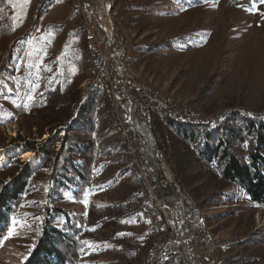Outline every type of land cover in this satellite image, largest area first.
<instances>
[{
    "label": "trees",
    "instance_id": "obj_1",
    "mask_svg": "<svg viewBox=\"0 0 264 264\" xmlns=\"http://www.w3.org/2000/svg\"><path fill=\"white\" fill-rule=\"evenodd\" d=\"M209 1L112 0L111 46L124 47L129 34L134 35L128 39L127 61L151 73L164 52L197 48L205 34L195 30L150 43L137 40L138 36L160 17L194 11ZM253 1L230 0L227 9H249ZM54 2L40 5L33 15L26 9L17 21L11 0H0V144L7 139L1 131L3 124L24 117L31 122L28 129L34 126L39 134L46 131L59 141L55 148L20 137L11 139L23 141L25 151L44 156L35 169L23 165L17 156L9 157L0 168V238L6 237L28 193H34L37 204L38 236L19 264H81L90 244L113 251L116 264H141L150 244L148 235L140 247H131L124 235H118L117 227L142 205H153L150 185L162 177L160 160L199 208L241 198L264 206V106L229 105L215 111L214 105L195 97L190 103H201L206 113L215 114L209 123L188 124L164 111L155 99L145 111L134 89H128L129 105L114 100L108 83L91 92L83 104L79 85L91 75V59L82 28L69 31L57 46L53 34L68 19L50 30L37 25L42 9ZM117 5L120 16L114 13ZM39 59L43 60L39 72L27 67ZM117 77L113 68L114 83ZM127 112L134 119L135 154L130 134H124ZM69 199L81 202L83 210L66 204ZM261 238L249 236L237 245V255L219 264H253L262 258L256 252L264 244ZM156 264H182V260L175 254Z\"/></svg>",
    "mask_w": 264,
    "mask_h": 264
},
{
    "label": "rangeland",
    "instance_id": "obj_2",
    "mask_svg": "<svg viewBox=\"0 0 264 264\" xmlns=\"http://www.w3.org/2000/svg\"><path fill=\"white\" fill-rule=\"evenodd\" d=\"M229 1L212 0L194 11L180 12L169 18H157L158 21H154L155 25L147 32L140 34L137 40L142 39L150 43L195 30L203 32L205 37L204 43L197 48L164 52L162 59L152 68L151 73H143L141 68H136L131 61L130 63L127 61L131 52L128 39L134 36L129 34L125 41V48L123 46L120 48L124 53L122 56L124 62L138 78L137 81L158 89L163 95L179 103L181 107L188 106L205 115L212 116L215 112L206 113L201 108V103L214 105L215 111L229 105L248 109L264 106V0H254L251 8H236L234 11L227 9ZM11 2L13 17L17 21L24 17L26 9H31V15H33L34 9L37 10L40 6L37 0H11ZM73 3L74 0H55L53 5L42 9L38 17L37 25L40 30L45 28L50 30L68 19L65 24L67 28L62 26L53 34L57 46L63 43L69 31L75 32L80 27L77 26L79 15L73 8ZM114 13L120 16L118 5ZM72 23L77 24L69 28ZM85 42L91 59L86 39ZM89 78L83 80L79 88ZM195 97H199L201 103L196 101L190 103ZM30 123V120L24 117L18 122L3 124L1 131L7 139L0 144V149L4 153V164L0 168L6 165L9 157L17 156L23 165L35 169L39 163L32 168L30 158L21 157L23 152H31L39 162L44 156L33 151H25L21 147L23 141L11 142V139L20 137L36 144L44 143L48 147L50 145L58 147L59 141L48 132L39 134L34 126L28 129ZM59 135L61 136V133ZM162 162L174 177L169 166ZM34 196L31 192L27 194L19 212L14 217L6 235L9 238L4 239L0 246V264H19L31 252L38 236L36 230L38 218H35L34 214L37 204ZM228 203L230 205L236 203V205L224 209L213 207L223 203L200 207L206 211L205 223L208 224L214 240L213 253L219 258L220 263L227 256L237 255L239 253L237 245L249 236H254L255 239L262 236L261 239L264 241V206L251 204L242 198ZM66 204L83 210L82 203L73 199H69ZM149 225L137 213L133 217L121 219L117 230L124 234V239L129 246L140 247L147 235L150 244L155 238L153 233H147ZM12 229L15 231L10 235ZM112 252L105 248H98L96 244L95 246L90 244L89 250L82 257L81 264H116ZM256 252L262 258L253 264H264V244ZM185 264H189V261Z\"/></svg>",
    "mask_w": 264,
    "mask_h": 264
},
{
    "label": "built area",
    "instance_id": "obj_3",
    "mask_svg": "<svg viewBox=\"0 0 264 264\" xmlns=\"http://www.w3.org/2000/svg\"><path fill=\"white\" fill-rule=\"evenodd\" d=\"M44 1V0H40ZM77 8H85V22H78L77 26H85L88 28L92 36V44L94 49L95 61L97 63L96 80L106 81L109 85L113 99L120 103H131V96L128 89H134L135 93L147 111V105L151 99L165 101L168 110L175 113V116L181 119L199 120L202 123H209L212 119L195 118L190 116L186 108L174 109L163 96L154 95V90L144 86L142 82L137 81L126 74L125 69L121 65V57L117 45L111 46L113 34L108 28V18L106 11V0H78ZM77 28V27H76ZM115 69L118 73L116 83L112 81L111 70ZM91 90V84L86 89V93ZM124 127L130 134V143L134 147V154L137 152L135 148L136 137L134 136V119L130 112H127L124 121ZM159 166L162 177L153 181L154 189L159 194L160 200L165 208H169L170 220L174 224L172 234H165L160 227L156 225L155 217L144 207V211L150 217V225L147 233L159 232L162 234V241L157 244L156 250L149 256L145 264H156V262L164 258V253L172 249L182 251V259L189 264H214L219 258L213 253L211 244H207V236L202 235L199 225L196 222V216L188 205V202L179 197V192L170 183L167 173L162 167L161 160ZM192 220V228H184V221Z\"/></svg>",
    "mask_w": 264,
    "mask_h": 264
},
{
    "label": "bare ground",
    "instance_id": "obj_4",
    "mask_svg": "<svg viewBox=\"0 0 264 264\" xmlns=\"http://www.w3.org/2000/svg\"><path fill=\"white\" fill-rule=\"evenodd\" d=\"M50 1H53V0H44V1L37 0L39 5L48 3ZM73 4H74V8L76 9V7L78 5V0H74ZM111 7H112V0H106L108 28H109L110 32L113 34L114 22H113L112 15H111ZM77 11L79 13V22H85V8H77ZM80 27L82 28L84 38L86 39V41L88 43V47H89V50L91 53V60H92V62H91L92 74L88 80H86L85 82L82 83L81 88H80V90H81V103H83L87 100V98L89 97L91 92H93L96 89L106 85L107 82L106 81H95L94 83H91L92 81L96 80V75H97V63L95 61V56H94L92 36H91V33H90L88 28H85V26H80ZM117 50H119V56L122 59V56L124 55V53L118 45H117ZM121 65L123 66V69H125L126 74H130L132 78L138 79L132 73L131 68L128 67L124 62H122ZM89 84H91V90H89L86 93V89L88 88ZM143 84L145 87H147L151 90H154V95L163 96L166 99V101L169 102L174 109L186 108L188 113H190V116L195 117V118H205V119H212L213 118V116H211V115H207V114L205 115V113L203 114L199 111H195L194 109H191L188 106L181 107L179 105V103H176L175 100H173L171 97L163 95L158 89L152 87L151 85H148L145 83H143ZM107 86L109 87V85H107ZM109 90H110V88H109ZM110 92H111V90H110ZM111 95L113 96L112 93H111ZM152 100L153 99H151L150 104L147 105V111L150 108ZM155 100H157L160 103V105L164 111H166L168 114H172L175 116V113L168 110V107L165 105V101L158 100V99H155ZM175 117H177V116H175ZM177 118H179V120L186 122L188 124L202 123V121H199V120L181 119L180 117H177ZM78 123L80 125H82L83 121L78 120ZM6 124H8V123H6ZM12 134H14V132ZM124 134H125V136L128 135V131L126 129H124ZM61 135H63V134L61 133ZM131 150H133V149L131 148ZM3 156H4V153L0 149V166H2L4 164ZM21 157L23 159L30 158V166L32 168L35 167L39 163L38 158L35 156H32L31 152H23ZM161 164H162V167L164 168V171L167 173V175L169 177L170 183L179 192V197L183 198L184 201L188 202L189 207L191 209H193L195 216H196V222L199 225V229H200L201 234L207 236V244H211V246L214 247V240H213L212 232H211L208 224L205 223L206 216L204 213H206V211L197 206V204H196V202H195V200L191 194L180 190L178 184L174 180V177L171 174V172L169 171V169L167 167H165L163 163H161ZM145 180L148 183V185L152 184L150 182L149 178L145 177ZM150 190H151V192H153V203H152L153 205L152 206L150 204L142 205L141 208L139 209L138 213L150 224V217L144 211V207L147 208L148 211H150V213L155 217L156 225H158L160 227L161 231H163L165 234H172L174 231V224L170 220L169 208H165L163 206V204L160 200L159 194H157V191L154 189V184L150 185ZM233 202H235V201H233ZM235 205H236V203H232L231 205L229 203H223V204H220L218 206H213V207H216V208L219 207V209H222V208L224 209V208H228L229 206L234 207ZM184 228H192V220H185L184 221ZM152 233H153L155 238L151 241L150 247L148 248V251L144 255V258H143L141 264H145L147 262V260L149 259V256L151 254H153L154 251L156 250L157 244L162 241V234H159V232H152ZM175 254L180 255L181 260H182V264H185L184 259H182V251L179 249H172V250H169V252H165L164 258H171ZM219 262L220 261L215 262L214 264H219Z\"/></svg>",
    "mask_w": 264,
    "mask_h": 264
},
{
    "label": "snow or ice",
    "instance_id": "obj_5",
    "mask_svg": "<svg viewBox=\"0 0 264 264\" xmlns=\"http://www.w3.org/2000/svg\"><path fill=\"white\" fill-rule=\"evenodd\" d=\"M43 39V38H42ZM39 51V50H38ZM28 55H32V53H28ZM43 63V60L42 59H39V62L38 63H36L35 65H33V64H28L27 65V67H29V68H32V67H35L36 68V71L37 72H39V70H40V66H41V64ZM47 71H51V69H46ZM17 71H19V65L17 66ZM85 203H87V201H85ZM122 222H124V221H122ZM13 231H15V229H12V230H10V235H11V232H13ZM118 235H120V236H123L124 234L123 233H119ZM9 237H3V238H0V239H8Z\"/></svg>",
    "mask_w": 264,
    "mask_h": 264
},
{
    "label": "crops",
    "instance_id": "obj_6",
    "mask_svg": "<svg viewBox=\"0 0 264 264\" xmlns=\"http://www.w3.org/2000/svg\"><path fill=\"white\" fill-rule=\"evenodd\" d=\"M55 1V0H54Z\"/></svg>",
    "mask_w": 264,
    "mask_h": 264
}]
</instances>
